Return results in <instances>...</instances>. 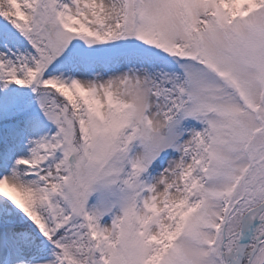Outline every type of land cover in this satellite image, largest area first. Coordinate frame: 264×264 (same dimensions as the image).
Masks as SVG:
<instances>
[{"label":"snow or ice","instance_id":"1","mask_svg":"<svg viewBox=\"0 0 264 264\" xmlns=\"http://www.w3.org/2000/svg\"><path fill=\"white\" fill-rule=\"evenodd\" d=\"M0 264H264V0H0Z\"/></svg>","mask_w":264,"mask_h":264}]
</instances>
